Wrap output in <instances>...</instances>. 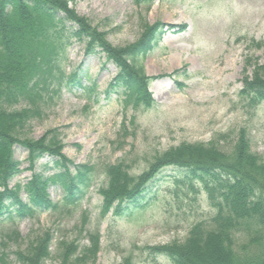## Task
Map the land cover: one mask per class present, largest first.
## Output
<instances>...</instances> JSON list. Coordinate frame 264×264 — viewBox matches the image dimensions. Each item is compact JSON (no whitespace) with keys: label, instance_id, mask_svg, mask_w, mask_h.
Masks as SVG:
<instances>
[{"label":"rangeland","instance_id":"obj_1","mask_svg":"<svg viewBox=\"0 0 264 264\" xmlns=\"http://www.w3.org/2000/svg\"><path fill=\"white\" fill-rule=\"evenodd\" d=\"M73 7L92 26L106 31L112 44L121 46L138 40L142 18L150 24L186 23L188 28L181 33L167 31L144 60L149 75L173 74L174 78L165 76L151 84L155 98L152 108L125 111L115 90L109 97L105 93L116 67L105 63L100 52L86 55L85 44L73 40L66 59L60 61L65 75L77 72L87 86L95 82L97 93L88 99L80 87L68 85L64 76L60 92L44 105L42 118L35 119L24 135L37 140L57 129L65 143L63 153L69 159L95 166L93 186L80 205L71 208L72 212L47 210L33 218L19 219L15 225L0 222V241L13 228L20 231L22 239L11 241L8 247L10 258L15 259L19 246L25 248L35 237L50 232L52 255L47 263L58 264L60 240L77 239L82 246L88 243L89 232L98 231L96 264H118L125 256H130L133 264H172L150 248L183 241L192 224L215 214L204 192L176 196V179L182 172L168 166L148 183L138 203L128 204L123 215L110 212L101 218L103 198L98 190L106 184L105 167L124 160L130 173L139 175L157 153L182 142L213 141L230 151L241 127L249 129L251 148L264 159V102L250 107L239 93L246 58H253L248 66L250 78L255 63L264 66V0H156L147 12L134 0H81ZM67 26V31L77 27L70 22ZM253 41L259 46H253ZM57 84L52 81L51 89ZM131 116L134 125L129 123ZM125 118L129 126L126 135L122 129ZM27 154L24 147H15L22 170L11 185L31 178ZM50 161L48 156L41 159L36 171L48 175L53 170L44 165ZM49 191L54 201L63 194L60 187ZM21 196L26 199L23 191Z\"/></svg>","mask_w":264,"mask_h":264},{"label":"trees","instance_id":"obj_2","mask_svg":"<svg viewBox=\"0 0 264 264\" xmlns=\"http://www.w3.org/2000/svg\"><path fill=\"white\" fill-rule=\"evenodd\" d=\"M78 1L0 0V219L70 208L94 182L95 166L73 164L62 153L64 145L57 129L49 130L37 140L24 135L35 119L42 118L44 105L52 102L59 92L50 85L52 78L62 79L63 71L57 60L68 45L64 18L59 16L61 11L78 25L70 36L74 34L87 43L88 52L100 48L116 63L119 68L116 87L121 88L126 106L139 110L154 103L148 92L153 78L146 74L143 58L158 44L164 25L141 21L142 32L136 42L113 46L106 32L99 31L69 8L70 3L75 5ZM152 2L136 0L147 10ZM252 44L259 46L255 41ZM252 61V57L246 58L240 96L248 106L255 107L264 102V66L255 63L250 78L246 73ZM55 70L59 75L54 74ZM134 124L133 117L131 125ZM127 131L128 127L124 126V135ZM16 144L28 150L30 168L46 154L57 156L56 172L48 176L34 172L27 183L10 186L12 178L20 172L21 162L14 155ZM167 166L182 172L181 178L176 179V196L204 192L215 214L192 224L183 241L174 240L160 249H150L165 255L172 264H264V159L252 150L249 129L241 127L237 131L230 151L213 141L182 142L162 154L157 153L148 169L139 175H132L124 160L106 165V184L99 189L103 197L101 217L105 218L110 210L121 215L128 208L126 203H138L148 183ZM51 185L65 191L59 203L49 199ZM22 190L27 201L21 200ZM85 220L83 217V226ZM21 239L17 229L3 234L0 264H48L53 240L50 232L35 237L25 248L19 246L15 259H11L9 244ZM88 239L89 243L82 246L77 239L60 240L58 264H96L99 232H89ZM118 264L133 263L130 256H125Z\"/></svg>","mask_w":264,"mask_h":264}]
</instances>
